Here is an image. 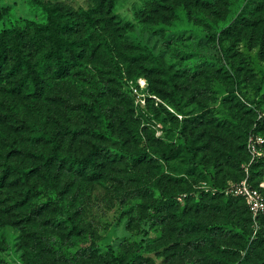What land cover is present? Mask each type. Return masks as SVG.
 Listing matches in <instances>:
<instances>
[{
	"label": "rangeland",
	"instance_id": "obj_1",
	"mask_svg": "<svg viewBox=\"0 0 264 264\" xmlns=\"http://www.w3.org/2000/svg\"><path fill=\"white\" fill-rule=\"evenodd\" d=\"M56 1L92 6L90 0ZM153 1L115 0L114 11L131 25L128 41L178 73L179 91L173 94L162 74H140L142 68L114 74L101 55L44 91L38 105L63 140L62 152L83 154L95 145L101 159L94 179L59 166L52 183L42 174L30 184L9 178L0 188V264H114L112 252L126 261L137 253L136 264H264V244L253 241L255 226L231 217L245 203L228 194L249 176L264 185V156L251 170L246 148L249 133L264 137V123L256 129L264 117V86L255 95L264 80L262 36L245 29L224 40L228 56L218 43L239 14L264 29V0H229L225 20L186 4L169 22L137 17ZM0 12V32L45 22L34 0H1ZM228 61L240 70V89L223 74ZM8 94L0 90V120L9 123L0 122V146L20 148L12 161L23 163L36 147L27 125L38 116ZM181 131L196 149V167L184 148L162 156L180 142ZM119 140L127 150L115 148ZM145 151L141 160L133 155ZM166 191L179 194L163 203ZM72 219L82 226L79 233Z\"/></svg>",
	"mask_w": 264,
	"mask_h": 264
},
{
	"label": "trees",
	"instance_id": "obj_2",
	"mask_svg": "<svg viewBox=\"0 0 264 264\" xmlns=\"http://www.w3.org/2000/svg\"><path fill=\"white\" fill-rule=\"evenodd\" d=\"M34 2L45 14L43 24H38L30 28L31 30L15 28L0 32V90L6 89L8 95L14 98L15 103L18 101L28 104L31 108L30 114L34 115L35 113L38 116V121L31 120L27 125L28 140H30L33 148L36 147L35 150H31L29 155L23 156L25 158L23 163L12 161V157L17 155L20 148L0 146V166L2 168L0 188L10 184L8 180L11 176L16 177L24 184H30L34 176L42 174V177L52 183L57 178L53 169L56 166L78 171L87 178L95 176L92 172H96L95 167L98 160L101 159L99 147L93 145L87 153L83 154L70 152L64 154L62 152L63 140L53 128H49L46 113L41 111L38 104L42 100V95L45 94L44 91L57 85L63 79L74 77L75 73L79 72V68L87 64L96 55H101L107 60V64L113 69L114 74L119 76L127 73L132 74L133 69L142 68L143 71L140 74L158 73L164 75L173 94H177L180 89L176 81L178 73L173 71L171 66L166 65L157 54L146 47L131 43L126 39L125 34L132 28L128 22L123 21L115 13V0H90L92 6L88 8L74 7L56 0H34ZM231 3L229 0H155L144 11L138 13L137 17L142 19L150 17L149 19H161L163 22H169L174 16L176 18L179 16L178 5L186 4L189 8L199 9L201 12L215 17L216 20H225L228 6ZM1 18L0 12V20ZM255 25V22L251 21L250 18L239 14L221 32L218 39L223 55H233L230 49L224 46V40L240 37L245 29L250 30L253 34L260 32V36H262L261 46H264V29H259ZM226 63L227 68L224 69V76L231 78L236 88L240 89L242 84L240 70L232 62ZM229 69L233 72L230 73ZM109 81H112L111 85L115 84L113 79H109ZM263 86L264 80L256 85L255 95L257 98L260 96ZM96 87L100 88L98 84ZM253 103L256 104L257 101L254 100ZM0 122L3 123L4 120L1 119ZM263 123L264 117L257 122L256 129L258 131L262 129ZM4 124L9 125L5 122ZM72 138H74L73 135ZM179 140L180 142L175 143L170 151L162 154V156L165 159L177 156L184 148L190 153L189 165L196 167L198 165L194 160L197 155L196 149L190 146L184 131H181ZM115 148L120 151L127 150L120 140L115 143ZM146 152H137L133 155L136 159L141 160L146 158ZM156 153L159 155L158 152ZM247 153L250 160L248 149ZM27 158L30 161L29 165H27ZM259 160L253 161L249 169L252 170ZM249 181H251L250 176ZM34 188L36 190V186ZM54 190H58V187L55 186ZM178 194L176 192H163L165 199L163 203L172 202ZM221 197L224 198L225 193H222ZM238 198L243 200L246 207L243 209L239 205L233 208L231 217L236 219L238 224H241V220L244 218L254 225L246 201L242 197ZM245 213L248 214L246 218L242 217ZM72 220L73 231L79 233L82 226L74 219ZM243 227H247V224ZM253 241L264 244V213L258 220V228L253 234ZM245 247V245H241L238 248L242 250ZM138 256L137 253H134L126 261L122 257L114 256L112 252L114 264H136Z\"/></svg>",
	"mask_w": 264,
	"mask_h": 264
},
{
	"label": "built area",
	"instance_id": "obj_3",
	"mask_svg": "<svg viewBox=\"0 0 264 264\" xmlns=\"http://www.w3.org/2000/svg\"><path fill=\"white\" fill-rule=\"evenodd\" d=\"M247 149L251 157L250 163L248 164L249 168L253 161H257L264 156V137L259 133L251 132L248 138ZM263 189L264 185L262 183L257 185L249 181V177L240 184L228 189V194L244 198L251 212L256 230L258 228V220L264 213Z\"/></svg>",
	"mask_w": 264,
	"mask_h": 264
}]
</instances>
